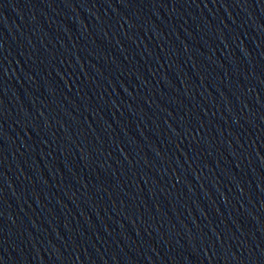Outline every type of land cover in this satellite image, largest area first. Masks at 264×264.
Here are the masks:
<instances>
[{
    "label": "water",
    "instance_id": "95a60500",
    "mask_svg": "<svg viewBox=\"0 0 264 264\" xmlns=\"http://www.w3.org/2000/svg\"><path fill=\"white\" fill-rule=\"evenodd\" d=\"M0 264H264V0H0Z\"/></svg>",
    "mask_w": 264,
    "mask_h": 264
}]
</instances>
